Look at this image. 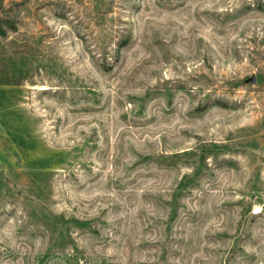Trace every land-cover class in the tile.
Wrapping results in <instances>:
<instances>
[{
    "label": "rangeland",
    "instance_id": "1",
    "mask_svg": "<svg viewBox=\"0 0 264 264\" xmlns=\"http://www.w3.org/2000/svg\"><path fill=\"white\" fill-rule=\"evenodd\" d=\"M0 264H264V0H0Z\"/></svg>",
    "mask_w": 264,
    "mask_h": 264
},
{
    "label": "water",
    "instance_id": "2",
    "mask_svg": "<svg viewBox=\"0 0 264 264\" xmlns=\"http://www.w3.org/2000/svg\"><path fill=\"white\" fill-rule=\"evenodd\" d=\"M251 81L254 82V78H252Z\"/></svg>",
    "mask_w": 264,
    "mask_h": 264
}]
</instances>
